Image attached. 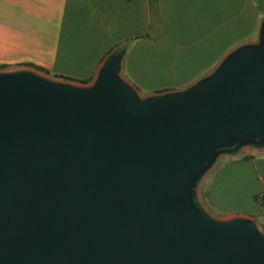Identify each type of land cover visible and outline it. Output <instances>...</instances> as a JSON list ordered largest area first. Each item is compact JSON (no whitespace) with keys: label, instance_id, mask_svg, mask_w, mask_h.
<instances>
[{"label":"water","instance_id":"water-1","mask_svg":"<svg viewBox=\"0 0 264 264\" xmlns=\"http://www.w3.org/2000/svg\"><path fill=\"white\" fill-rule=\"evenodd\" d=\"M113 52L88 85L0 72V264H264V233L200 207L221 153L264 145V21L182 89L141 97Z\"/></svg>","mask_w":264,"mask_h":264},{"label":"crops","instance_id":"crops-1","mask_svg":"<svg viewBox=\"0 0 264 264\" xmlns=\"http://www.w3.org/2000/svg\"><path fill=\"white\" fill-rule=\"evenodd\" d=\"M158 4L161 27L149 33L147 0H0V64L74 82L92 78L82 83L91 84L109 53L128 43L121 73L140 93L153 94L185 89L212 74L234 49L259 41L264 0ZM245 147L238 164L217 172L207 197L227 210L213 216L245 217L264 233L255 201L264 194V145ZM225 184L227 197L219 191ZM227 199L232 207H224Z\"/></svg>","mask_w":264,"mask_h":264},{"label":"rangeland","instance_id":"rangeland-1","mask_svg":"<svg viewBox=\"0 0 264 264\" xmlns=\"http://www.w3.org/2000/svg\"><path fill=\"white\" fill-rule=\"evenodd\" d=\"M110 55H111V53L109 54V56ZM20 69H30V70H33L34 72H37L39 74H42L46 77H49V78H52V79H55L58 81H68V82H71L74 84L88 85V84H82V83L76 82V81L74 82V81H70V80L53 78V77L49 76L48 74H46L44 72H40L34 68L20 67L17 65H8L6 67H0V72H6V73L7 72H14V71H18ZM139 94L141 97H145V96L149 95V94H142L140 92H139ZM245 146L241 147L239 150H237L235 152L221 153L217 157V159L214 161V163L205 171L204 174H202V176L197 181L196 187H195L196 201L200 207L206 209L208 212H210V214L212 213L214 215L220 216V215H223L227 211L226 209L223 210L221 208L219 209V208L215 207L213 205V203L211 202L210 198L207 197L208 196V189H209L211 181H213L217 172H220L223 168H225V167L232 168V165L238 164V162H239L238 159L243 157L244 154L247 153V151H246L247 149ZM229 185L231 186L230 183H229ZM219 191H222L224 193L225 197L228 196L227 193H229V194L231 193L230 189H228L227 184H225L222 188H220ZM257 195H260V194H257ZM255 201L257 202L259 207L262 209L263 214H264V205H262L260 200H258L256 197H255ZM233 205H234L233 202H230V199H227V202L224 205V207L229 208V207H232Z\"/></svg>","mask_w":264,"mask_h":264},{"label":"trees","instance_id":"trees-1","mask_svg":"<svg viewBox=\"0 0 264 264\" xmlns=\"http://www.w3.org/2000/svg\"><path fill=\"white\" fill-rule=\"evenodd\" d=\"M148 6H149V16H150V22H149V30L148 32L150 33V31H152L153 29H160L161 27V22H160V15H159V4H158V0H147ZM146 33L145 35L141 36V37H135L132 40L135 39H139V38H145V37H149V33ZM128 43L124 44L120 49H123L127 46ZM118 46V45H117ZM115 46V47H117ZM112 52V51H111ZM110 52V53H111ZM109 53V54H110ZM32 66V64H30ZM0 67H6V65H1ZM37 69H40L38 66H33ZM66 79H70L73 80L72 78H66ZM92 78L90 79H85V80H78L81 83H88L89 81H91ZM248 156H245L244 159H247ZM256 198L258 200H260L261 204L264 205V194L262 195H257Z\"/></svg>","mask_w":264,"mask_h":264}]
</instances>
